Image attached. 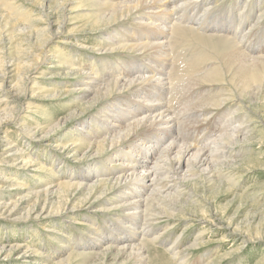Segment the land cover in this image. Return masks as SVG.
Returning a JSON list of instances; mask_svg holds the SVG:
<instances>
[{
  "label": "rangeland",
  "instance_id": "obj_1",
  "mask_svg": "<svg viewBox=\"0 0 264 264\" xmlns=\"http://www.w3.org/2000/svg\"><path fill=\"white\" fill-rule=\"evenodd\" d=\"M235 2L236 0H218L217 3L220 5L218 4L217 9L219 7L222 12H228L238 8V15L235 17L238 22L240 17L243 19L240 16L241 12H245L247 14L243 22L245 26L239 31L243 32L254 25L249 32L250 36L255 42L260 41L262 37L264 38V0H250L247 9L244 7L239 9ZM63 4L64 0H3L0 9V74L8 68L12 76L11 81L19 82L21 85L13 96L16 98L15 101L2 102V106L0 105V110L5 111L0 118V124L1 120H5L3 125H0V249L2 245L12 249L10 251L1 249L0 264H130V260L116 257L114 253L103 262L100 259L77 255V252L82 251L77 248L78 242L82 240L85 242L90 239L89 237L98 234L100 237H106L112 234V231L115 233L113 236L119 235L118 229L124 231L118 223L114 225L115 230L110 224L116 222L114 213L121 214V211L101 209L106 205L100 203L99 193L94 194L91 205H97V209L93 207L91 210L92 208L86 207L90 205L84 200L88 194L87 190L66 188L64 195L56 192L55 197L51 196L50 203L46 206L50 208L48 207L44 215L29 212L33 207L40 208L45 202V198L42 203L36 202L38 190L46 186L57 189L56 184L66 180L61 178H66L71 169L75 170L73 173L81 172L82 169L92 167L90 162L96 161L92 155L83 156L79 160L78 156L74 157L75 155L63 147L74 139H81L82 131L77 128L79 123L76 122L79 117L86 113L95 115L99 109H95L98 101L108 97L106 95L95 101L92 96L83 95L81 81L84 80L72 67L77 66L76 69L80 68L79 70L84 73H95V76L98 75L97 79L103 81L109 77L108 68L116 72L118 64L120 66L124 59L125 62L143 59L138 54L110 49L117 44L108 41L99 30L106 24L101 18V9L92 0L69 1L65 9L68 15L66 26L61 33L52 34L48 21H61ZM227 5L229 6L226 9ZM42 6L45 11H42ZM214 18L213 15L212 19ZM91 26L98 29L89 30ZM43 31L47 35L43 34ZM48 38L52 40L46 45L47 53L41 68L28 73L31 80L28 81L26 90L24 80L19 79V76L24 78L26 75L24 67L26 59L29 60L30 57L28 54L36 58L35 55L39 51H33L34 46L40 48ZM196 41L199 42L197 39ZM194 44L187 40L176 42L170 51L172 58L170 60L178 63L188 61L189 64L194 60L193 53L201 50ZM207 51V54L217 56L212 49ZM3 58L7 61L4 63L5 66L2 65ZM91 65L93 67L89 69L88 66ZM206 65L203 64L198 71L205 69ZM208 65L211 66L210 63ZM218 65L219 85L201 87L195 96L198 97L203 91L204 95L214 97L212 93L218 90L221 94L234 99L219 105L221 108L208 107L210 111L207 109L208 113L204 116L208 121L201 123L197 129L193 125L194 129L191 126L187 127L189 131L186 129L185 134L189 133L187 135L183 133L181 138L184 142L186 140L185 143L198 142L199 146H203L225 131L223 126L226 128L228 116L233 115L234 110L235 113H239L238 103L244 104V112L247 110L249 115L254 117L246 122L254 131L248 140L244 141L245 144L240 146L241 149L234 151V155L231 154L235 161L229 163V174L218 175L212 182L198 178L189 180L188 186L180 187L181 193L179 191L176 193L180 199L176 207L166 208L169 210L168 214H164L160 209L162 217L159 220L155 219L153 226L154 231L161 236L153 242L151 248L152 253L155 249H159L160 253H155L157 255L149 264H171L166 259L171 255L167 251V244H175L179 251L184 249L183 264H264V91H262L264 81L259 79L254 84L259 86L261 91L252 98L245 91L250 88L235 84L242 79L235 70L234 72L228 70L233 66L225 57L218 60ZM262 71L260 70V73ZM232 78L235 83L231 81ZM195 83L198 87L201 85L199 82ZM204 88L206 91L209 89L211 95ZM182 99L184 98L180 100L177 97L174 103H171L172 112L184 106ZM139 112L134 113L138 115ZM191 112L187 114H198L196 110H193L194 113ZM15 115L16 118H13ZM207 115H210V118ZM237 118L242 119V116ZM82 119L83 117L80 123ZM86 120H89L88 117ZM28 127L38 128L35 132L41 130L40 136L29 135ZM29 156L32 157L28 158ZM17 157L19 158L16 159ZM102 163L93 168L99 170L104 166ZM107 187L115 191V187L111 185ZM113 190L109 189L107 192L110 197L114 194ZM83 191H86V194ZM99 191L102 189L97 192ZM66 194H69V200ZM65 201L66 204L69 203L67 206L70 208L81 204L82 208H76L75 211L79 213L64 216L65 213L74 211L65 209L67 207ZM57 208L60 216H57ZM24 246L28 249L22 250ZM161 251H165L166 257Z\"/></svg>",
  "mask_w": 264,
  "mask_h": 264
},
{
  "label": "bare ground",
  "instance_id": "obj_2",
  "mask_svg": "<svg viewBox=\"0 0 264 264\" xmlns=\"http://www.w3.org/2000/svg\"><path fill=\"white\" fill-rule=\"evenodd\" d=\"M2 1L0 0V9ZM69 1L71 0H64L63 17L60 22L48 21L49 31L52 34H54L53 32L61 33L66 26L68 15H66L65 9ZM92 2L101 9V18L106 24L99 30L108 41L117 44L116 47H110V49L138 54L143 59L136 60L137 62H125L124 59L122 65V62L120 66L118 64L116 72L114 68V72L108 68L110 69L107 74L109 77L107 79L103 77L106 79L103 81L97 79L98 75L96 77L95 73L85 72L87 73L85 74L80 71V66L79 69H76L77 66L72 67L84 80L81 81L83 95L92 96L91 98H95V101L106 95L108 97L98 101L95 109H99L95 115L86 113L79 117L76 122L79 123L77 128L82 131L81 139H74L70 142L71 145L69 143L63 147L75 155L74 157L78 156L79 160L83 156L92 155L96 161L90 162L92 167L82 169L81 172L73 173L75 170L71 169L68 176L64 174L66 178L61 179L67 181H59L56 184L57 189L46 186L38 190L36 202H44L43 198H45V202L40 208L33 207L29 212H38L37 215H44L50 208L46 206L50 203L51 196H54L56 192L59 195H64L66 188L87 190L88 194L84 200L90 205L86 207L92 208L91 210L93 207L97 209V205H91L94 194L99 193L100 203L106 205L101 209L121 211V214L114 213L116 222H110V224L114 227L118 223L124 231L118 229L119 233L117 234L119 235L115 236H113L115 234L113 231L106 237H100L99 234L91 235L89 240L78 242L77 248L82 251L77 252V255L100 259L103 262L114 253L116 257L130 260V264H149L157 255L155 253H160L159 249H155L154 253L151 252L153 242H156L161 236L160 233L154 231L153 222L162 217L161 211L168 214L169 210L166 208L170 206L174 209L176 207V203L180 200L179 196H176L178 191L181 193L179 188L188 186L189 180L198 178L212 182L218 175L229 174V163L235 161L231 154L241 149L240 146L245 144L244 141L248 140L249 135L254 131L246 123L254 117L250 116L247 110L244 112V104L238 103L237 111L239 113H235L234 110L233 115L228 116L226 128L223 126L225 131L221 132L222 134H218L203 146H199L198 142L185 143L186 140L184 142L181 135L185 134L187 127L193 128L194 126L197 129L201 123L208 121V118L204 117L208 113L207 111H210L208 107L223 105L232 99L221 94L215 88L216 91L212 93L214 97L204 95L203 91L198 97L195 96V93L206 85H219L217 81L218 60L225 57L233 66L228 70L233 72L235 70L242 79L237 83L233 78L231 81L238 86L250 88L245 91L252 98L258 95L261 91L260 87L254 84L259 79L264 81V38L255 42V39L250 36L249 32L254 25L240 32L239 30L245 26L243 22L247 14L242 11L240 16L243 19L240 17L238 22L235 18L238 15V8L222 12L219 7L217 9V6L220 5L217 3L218 0H92ZM235 3L239 9L243 7L247 9L250 0H236ZM42 7V11H45L44 6ZM198 11L201 12L198 14ZM213 15L214 19H212ZM94 28L97 27L91 26L89 30H94ZM72 29L70 28V30ZM45 35L47 34L45 33ZM50 40L52 38H48L40 48L34 46L33 51H39L35 55L36 58L28 54L30 57L29 60L26 59L24 67L26 75L24 78L19 76V79L24 80L26 90L28 81L31 80L28 73L41 68L47 53L45 48ZM182 40L183 42L186 40L194 42L196 48H201L200 51L193 53L194 60H191L189 64L188 61L178 63L170 60V51L176 42ZM207 49H212L217 56L207 54ZM5 60L2 62L3 66L7 62ZM203 64H207L209 67L206 65L205 69L198 71ZM19 66H21L20 63ZM81 67L84 68L83 64ZM92 67V65L88 66L89 69ZM260 70L263 71L260 73ZM11 78L8 68L0 74L1 106L2 102L15 101L16 98L13 96L21 87L19 82L13 83ZM195 82H199L201 85L198 87ZM34 83L36 84V82ZM209 91L207 89L206 92L209 93ZM177 97L180 100L184 98L182 99L184 106L178 108V111L172 112L171 103ZM137 105H141V107H137ZM221 107L219 106V108ZM193 110H196L198 114H187ZM136 111H140L138 115L134 113ZM4 112L0 110V118ZM131 113L133 114L127 117ZM240 115L242 119L237 118ZM207 116L210 118V115ZM81 117H83V121L80 123ZM87 117L89 120H86ZM13 118H16V115ZM3 121L5 120H1V126ZM36 129L28 127V134L40 136L41 130L35 132ZM38 131H40L39 134ZM86 138L88 140H83ZM83 141L87 144H84ZM100 163L104 166L99 170L93 168L99 166ZM108 185L115 187V191L108 188ZM99 189L102 191L97 192ZM109 189L114 192L111 197L107 193ZM42 191L43 194H41ZM83 192L86 194V191ZM66 195L69 200V194ZM79 207L82 208L81 204L73 205L72 208L64 207L74 210L65 213L64 216H73L79 213L75 212ZM50 212L49 210L48 214ZM58 212L57 208V216H60ZM113 229L115 230V227ZM175 246V244H167V251L171 255L166 257L165 251H161L162 255L171 264H183L185 261L184 249L179 251L178 246ZM1 249L12 250L9 246L3 245ZM21 249L26 250L28 247L24 246Z\"/></svg>",
  "mask_w": 264,
  "mask_h": 264
}]
</instances>
